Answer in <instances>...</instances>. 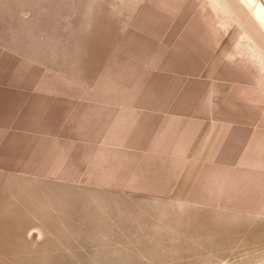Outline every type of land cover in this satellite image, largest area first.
Instances as JSON below:
<instances>
[{
	"label": "crops",
	"instance_id": "0c3cea01",
	"mask_svg": "<svg viewBox=\"0 0 264 264\" xmlns=\"http://www.w3.org/2000/svg\"><path fill=\"white\" fill-rule=\"evenodd\" d=\"M235 1L248 20L215 25L227 69H208L206 21L173 24L150 54L75 58L73 84L47 63L0 64V264H16L15 210L46 204L49 182L149 191L216 229L226 210L233 234L243 215L262 248L231 249V264H264V0Z\"/></svg>",
	"mask_w": 264,
	"mask_h": 264
},
{
	"label": "rangeland",
	"instance_id": "374dc122",
	"mask_svg": "<svg viewBox=\"0 0 264 264\" xmlns=\"http://www.w3.org/2000/svg\"><path fill=\"white\" fill-rule=\"evenodd\" d=\"M246 20L235 0H0V64L23 69L31 62L38 74L47 63L73 84L75 58L150 54L153 41L178 32L173 24L206 21L208 69H227L221 55L231 46H215L221 36L215 25ZM237 32L225 31L228 37ZM50 188L46 204L15 210L27 218L16 223L10 251L16 264H231V249L262 248V238L244 232L245 216L234 234L227 229L226 210L216 229L206 214L197 221L194 207L160 204L149 191Z\"/></svg>",
	"mask_w": 264,
	"mask_h": 264
}]
</instances>
